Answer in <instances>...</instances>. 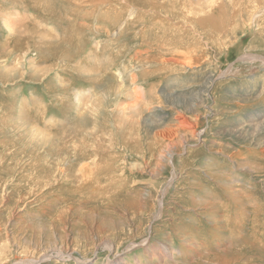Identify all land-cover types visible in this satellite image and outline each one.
Listing matches in <instances>:
<instances>
[{
	"label": "rangeland",
	"instance_id": "rangeland-1",
	"mask_svg": "<svg viewBox=\"0 0 264 264\" xmlns=\"http://www.w3.org/2000/svg\"><path fill=\"white\" fill-rule=\"evenodd\" d=\"M74 1L0 0V264H264V0L232 10L219 41L194 22L185 50L161 22L145 27V43L143 25L121 28L108 4ZM8 17L27 27L9 29ZM155 32L169 46L150 44ZM157 53L184 62L171 72L149 60L142 75ZM83 64L109 68L92 80ZM130 71L144 108L122 113L131 95L109 91L88 133L64 131L79 120L78 90L133 86ZM24 108L28 123L60 134L32 133Z\"/></svg>",
	"mask_w": 264,
	"mask_h": 264
},
{
	"label": "bare ground",
	"instance_id": "bare-ground-1",
	"mask_svg": "<svg viewBox=\"0 0 264 264\" xmlns=\"http://www.w3.org/2000/svg\"><path fill=\"white\" fill-rule=\"evenodd\" d=\"M69 1L71 2V5L77 2V1H74V0H69ZM247 1L248 0H227V2H225L223 0H218V1H215V0H88V2H86L84 5L85 6L90 5L92 7H94V5H101L103 7V8H101V10L103 11L104 8H105V6H106V4H108L109 5L108 8L110 9V11H112V13H113V15L115 17V21L118 24L121 21H123L125 23L127 22L126 25L123 26V27H121V28L126 27V29L128 31H131L132 30L131 27L134 26V25H136V26L143 25L142 28H141V30H140V32H139V34H138V37H142V40H144L145 43H147V32H148L145 29V27L151 25V27L154 30L155 28L153 27V25L156 24V23H158V22H161V23L164 24V26L162 27L164 30L172 31V34L175 37L178 35L179 38H182L180 40L176 38V40H173V41L178 42V44L180 45V47L184 48V50H185V49H187V47L189 46V44L192 43L191 39L192 38L195 39V37L198 34L195 25H193L194 22H198L199 25L202 28H204L205 30H207V33H208V35L210 37L214 38L215 41H219L220 40V37H221L220 34H219V31L222 30L223 28H225L224 27V25L226 24L225 19L229 16L230 13H232L231 12L232 10H234L235 8L238 9L239 6L242 3H245V2L247 3ZM36 2H40V1H36ZM38 4H40V3H38ZM41 4H42V2H41ZM75 5L78 8H79V6L82 7V5H79V4H75ZM38 6H41V5H38ZM100 14L101 13H99V16H100ZM64 15H65V13H64ZM168 15H170V16H168ZM161 16H163V17L161 18ZM55 17H57V16L55 15ZM135 18H136L135 21H132L131 20V19H135ZM8 19L11 20V21L7 22V26H8L9 29H13L14 31L21 32L20 30H22L23 28H26L27 27V26L19 27L18 25H15V24H17L16 23L17 20H14V19L12 20L9 17H8ZM26 25H27V22H26ZM50 31H51V29H50ZM78 31H80V30H78ZM120 31H119L118 34H120ZM25 32L27 33V35L29 34V32H31L32 34L37 35L40 38L39 30H37L34 27H31L30 29H28ZM89 32L91 33L90 30H89ZM123 34L126 35L125 33H123ZM152 35H153V37L151 39L152 42H150V44H155L156 41L159 42V40H161V39L164 38V41L166 42L165 44H167V46H169V42H171V40H172V38L171 39L170 38H165L164 37V34H162V33L156 34V32H155V34H152ZM42 36H45V37L49 36L47 39H53V37H50V35H47V36L46 35H42ZM121 37H122V33H121ZM63 38H65V36ZM140 43H141V41H140ZM150 44L148 43V44L145 45V46H147L146 47V51L147 52L149 51L148 49L150 47H148V46H150ZM116 48H117V50L115 51L116 54L122 53L120 47L116 46ZM189 48H190V50H194L192 47H189ZM49 50L50 51L52 50L54 53H58L57 52L58 50L53 49L52 46H49ZM65 53L66 52L63 51L62 53H60L58 55V57L59 56H63ZM93 56L96 57L95 50L89 54V57H91L89 59V63H90L89 65L90 66H92V65L93 66H96L97 65L96 62H98V57L97 58H94V60H93L92 59ZM147 59L146 58H143L142 61H141L142 62L141 63L142 64L141 65V71H142L143 68H147L148 69V71H146L147 74H150L153 71L151 68H149L150 62H151V61L149 62V60H154V61L156 60V63L159 66H157V64H156L155 69H159L161 67V70H167V69H169V70H171V72H172V68L174 66H177V64L179 65L182 62H184V61L181 60V57L180 56L174 57V56L171 55V57L165 58V57H163V55H161V53H157V55L152 56V57H148ZM143 60L145 62H147V63H143ZM53 61H55V60H53ZM137 62L140 63V60H138ZM186 62H189V65H192L195 62H201V59L198 58L197 60H195V59H192L191 56H188V58H186ZM55 64H57V62H55ZM151 64L153 65V63H151ZM89 65L83 64V66L86 68V70H88L87 68L90 67ZM130 65H131V63H128V66H130ZM108 68H109V66H106L105 68L100 67V68H97V70H95V69L94 70L90 69L88 71L83 70V69H77V70H79V71H81V72H83L85 74H89V77L92 80H95L99 76V74L101 73V70L100 69H102V72H103L104 69L106 70ZM51 69H52V67H51ZM130 72H129V78H128V80L131 81V84H134L133 86L127 85V83H123L122 80H118L119 81V85L113 86V89H107V91L101 90V92H98V94H96L95 96H91V98L90 97L87 98V92H86L87 90H78V89L74 88L73 91H76L77 92V90H78L77 97H76V100H77V109L75 110V115L79 118V120L77 119L78 121L74 122L75 124H74L73 127H70L68 129L66 128L64 131L67 132V133L68 132H71L73 135H76L77 134L76 136H78L80 138H82V134L81 133H83L85 131L88 133V131L86 130V125H85L87 123V121L88 120H91L92 118L96 119V116L98 115V113L100 112V110L107 111L109 105L108 106H105V105H107L108 103H110V96L111 95H110V93H107L109 91L112 92V94L114 93L116 95H117V93L119 95H122L123 93L124 94L127 93L129 96L131 95L130 97L133 100H131L129 103H125V105L123 107L119 108L122 113H124V112L125 113L130 112V109L131 108H136V107H138L139 109L140 108H144L145 106H141V104L143 102V99L146 98L147 96L144 95L145 92L143 91L144 89L141 86H138L137 87V84H138L137 81L138 80H136V78H137L136 77V74L138 72L136 74H134L133 71L131 73ZM146 72H145V69H144V72L142 71V75L143 74H146ZM61 78H63V77H61ZM59 81L62 83L61 84L62 89H64V90L66 89L67 90L69 88L68 87L69 86L68 84L66 85L65 83H63V82H66L67 80H65L64 78L60 80V78H59ZM172 81L173 80H170V81H168V83H172ZM130 88H132V89H130ZM103 105H104V107H103ZM137 112L138 111L133 112L135 114H133V116L130 117L131 120H136V118L138 116V113ZM25 114H26V111H25V108H24L23 110L20 111V115L18 117H20V120L21 121H24V125H28V127H29V129H30V131L32 133L38 132V133H40V135H42L44 137H51V139L53 137H56V136H58L60 134V133L59 134H56V133H52V132H49L48 133V132H44V130L38 129L39 128L38 125H35V124H32V123H28V122H30L32 120V118L29 115H25ZM22 119H24V120H22ZM13 122L16 125L15 118H13ZM94 130L96 131V128H94ZM97 137H98V140H99L98 143H101L103 141V139H105V138L108 137V134H97ZM57 143H58V141H57ZM85 144H89L88 141H86L84 143V147H86V148L89 149V146H87ZM101 145L104 146L103 144H101ZM73 150H70L71 153L75 152V155H78V154H76V150H78V149L76 148V149H73ZM100 150H102V149H99V151ZM90 151H91V148H90ZM170 156H172V155H170ZM93 162L94 161L92 160V163ZM92 163H90L91 165H89V164L84 165V167L81 170V172L85 171L84 174L89 175V173L91 171V166H93ZM106 176H109V171L106 173ZM101 177H100V179H101ZM115 178H117V177H115ZM91 180L92 179H86L85 178V179L81 180V182L82 183L84 182V185L86 184L85 186H90V185H93V182H94V180L93 181H91ZM97 183H98V181H97ZM91 188H92V186H91ZM102 190H103V188H102ZM113 225L114 224L111 223L107 227H111ZM100 228H102V226L101 227H98V229H100ZM91 232H94V230L92 228H91ZM112 247L113 246H111V248ZM173 250L176 251L174 248H173ZM154 253H156V251L153 252V250H152L148 254L153 257ZM147 260H149V259H147ZM138 261L139 262H142L141 260H138ZM15 264H25V263H23L22 261H20V262H16ZM117 264H119V262ZM125 264H128V263H125Z\"/></svg>",
	"mask_w": 264,
	"mask_h": 264
}]
</instances>
